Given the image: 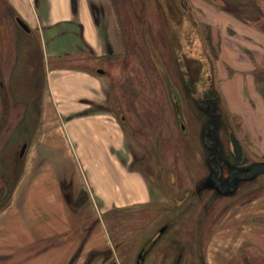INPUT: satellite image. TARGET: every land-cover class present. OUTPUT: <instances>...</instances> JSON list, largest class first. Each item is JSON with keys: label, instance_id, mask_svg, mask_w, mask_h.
Wrapping results in <instances>:
<instances>
[{"label": "rangeland", "instance_id": "374dc122", "mask_svg": "<svg viewBox=\"0 0 264 264\" xmlns=\"http://www.w3.org/2000/svg\"><path fill=\"white\" fill-rule=\"evenodd\" d=\"M201 1L215 3L216 8L264 30V14L260 15L264 0H182L185 9L180 0H94L96 10L104 8L111 15L117 49L101 58L86 54L84 61L80 56L48 58L40 47L39 33L31 30L30 38L14 20L11 2L0 0V120L2 98L8 112L0 131V214L15 204V189L27 167H32V147L47 130L40 98L49 66L90 68L103 77L106 97L103 105L92 108L120 121L131 164L144 173L153 189L151 204L109 211L93 202L82 207L65 239L64 256H47L48 241L37 234L32 241L19 238L22 246L10 242L0 264H264V173L244 183L234 180L235 187L229 186L228 193L201 182L208 173L207 146L200 132L204 117L192 98H200L203 91L212 90L217 96L218 137L224 155L231 158L228 134L233 131L244 149V163L264 161L255 135L241 122L243 111L252 107H229L212 79L213 58L216 63L215 48L208 41L211 20L205 16H200L199 24L195 20L196 3ZM246 1L249 12L251 7L252 13L259 11L257 15L237 14L245 11L240 5L245 7ZM105 21L101 17L103 35ZM215 25L216 30L221 27ZM16 56L21 59L15 71L21 105L16 102ZM223 65L218 59L216 71ZM196 75L200 81L186 86L187 77ZM24 143L27 152L20 157ZM227 169L222 174L226 170L228 177ZM199 186L202 189L197 192Z\"/></svg>", "mask_w": 264, "mask_h": 264}, {"label": "crops", "instance_id": "0c3cea01", "mask_svg": "<svg viewBox=\"0 0 264 264\" xmlns=\"http://www.w3.org/2000/svg\"><path fill=\"white\" fill-rule=\"evenodd\" d=\"M8 1L29 31L39 33L40 47L48 58L80 56L84 61L87 55L101 58L117 49L111 15L104 8L96 10L94 0ZM248 1L245 7L240 5L245 11L238 15L258 14L251 7L249 12ZM215 6L201 1L194 10L198 24L200 16L211 20L208 41L215 48L216 65L223 60V68L216 71L213 58L212 79L229 107H252L243 111L241 122L264 151V30ZM101 17L107 20L105 35ZM215 23L221 26L218 30ZM45 83L40 104L47 130L32 147V167H27L15 189V204L0 214V255L4 256L10 242L22 246L19 238L32 241L37 234L48 241L47 256L66 255L65 239L80 209L91 202L102 211L153 203L147 178L131 164L120 121L92 108L103 105L106 97L103 77L90 68L49 66ZM49 240L63 244L64 249Z\"/></svg>", "mask_w": 264, "mask_h": 264}, {"label": "flooded vegetation", "instance_id": "af4514ba", "mask_svg": "<svg viewBox=\"0 0 264 264\" xmlns=\"http://www.w3.org/2000/svg\"><path fill=\"white\" fill-rule=\"evenodd\" d=\"M181 3V0H180ZM182 6V5H181ZM185 9V8H184ZM17 16H14V20L16 21ZM17 22V21H16ZM19 25V24H18ZM20 27V25H19ZM21 29H23L21 27ZM24 31V29H23ZM27 34H31V32L29 31ZM30 38L33 37V35L29 36ZM35 43V41H34ZM16 60L14 62V73H15V88H16V97H17V104L21 105V101L20 98H18L19 92H18V86H19V80H18V74H16V69H18V67L20 66V60L18 59V57H15ZM1 60V59H0ZM17 75V76H16ZM0 76H1V68H0ZM200 75H196V77H187L189 81L186 80V86H191V82L192 80H198L200 81L201 76ZM11 86V84H10ZM191 88V87H190ZM210 88V87H209ZM211 90V89H210ZM196 92V90L194 88H192V94L194 95ZM0 94L3 95V83L0 80ZM3 101V107H4V117L0 120V131L2 129V127L4 126L3 124H5V118H7L8 116V112L6 110V101L5 98H2ZM192 102L194 103V105L197 107V110L201 113L203 120L200 124V132L203 134L205 141H206V146H207V150H206V154L204 155V160L206 161V165H207V169H208V173L207 175H205L204 179L201 181L203 184L206 185V183H212V185H217L218 188H220L221 192L224 193H228L229 191H231V189H229V186L234 183V180H240L242 181L241 183L246 182L247 178L244 177H240L238 175V173L243 172L245 169L244 167H248L249 163H244L243 162V158H244V151L241 154V157L238 159L236 157V155L233 153V149H232V144L230 141V135L228 134V139L230 141L231 144V158H228L227 156L224 155V147L222 146V143L220 142V139L218 137V130L221 126L220 122H221V116H220V112L218 109V105L217 104V96L215 94L214 91H203L200 94V98H192ZM224 126V124H223ZM231 132V131H230ZM229 132V133H230ZM26 146L27 143H24L19 151V156L22 157L25 150H26ZM244 150V149H243ZM232 159V160H230ZM228 168V177L226 176L227 171L224 170V173L222 174V169ZM245 180V181H243ZM206 181V182H205ZM249 181V180H248ZM241 183H239V186L236 188L237 190L239 189V187L241 186ZM200 189H198L197 192H199L202 189V186H199ZM233 190L234 194L236 193L237 190ZM164 230V228L162 227L160 229L159 232H162Z\"/></svg>", "mask_w": 264, "mask_h": 264}, {"label": "water", "instance_id": "95a60500", "mask_svg": "<svg viewBox=\"0 0 264 264\" xmlns=\"http://www.w3.org/2000/svg\"><path fill=\"white\" fill-rule=\"evenodd\" d=\"M181 5L183 8H185V5L183 4L181 0ZM17 23L22 27L26 32H29V27L27 24L20 18H16ZM99 73H103V70L98 69ZM230 141L232 144L233 153L236 155V157L239 159L241 157V154L243 152L242 145L239 141V139L236 137V135L233 132H230ZM264 173V161H256L250 164L243 172H239L238 175L240 177H244L247 179H250L252 177L257 176L258 174ZM230 187L234 188L235 184L232 183Z\"/></svg>", "mask_w": 264, "mask_h": 264}, {"label": "bare ground", "instance_id": "6f19581e", "mask_svg": "<svg viewBox=\"0 0 264 264\" xmlns=\"http://www.w3.org/2000/svg\"><path fill=\"white\" fill-rule=\"evenodd\" d=\"M230 135V134H229Z\"/></svg>", "mask_w": 264, "mask_h": 264}]
</instances>
